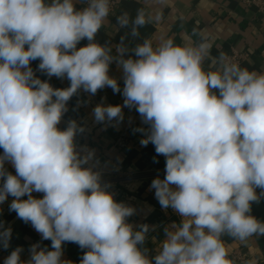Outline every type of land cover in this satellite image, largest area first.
Instances as JSON below:
<instances>
[{
	"label": "clouds",
	"instance_id": "1",
	"mask_svg": "<svg viewBox=\"0 0 264 264\" xmlns=\"http://www.w3.org/2000/svg\"><path fill=\"white\" fill-rule=\"evenodd\" d=\"M80 2L86 6L77 9ZM111 10V0H0V204L13 197L9 210L51 241V250L32 244L26 261L17 247L4 264H73L62 258L65 242L86 249L80 264H237L222 237L264 235V222L250 214L264 197V72L224 52L213 57L206 37L183 45L145 38L129 49L128 35L138 38L161 18L144 9L117 17L118 30L129 32L113 54L96 41ZM36 60L40 72L70 85L40 79ZM114 62L122 90L109 74ZM106 87L123 104L96 105L94 122L118 126L122 109L134 108L148 125L134 130L145 133L140 144L166 158L164 178L150 187L181 221L164 228L154 257L143 245L155 226L128 222L136 209L114 198L95 149L77 143L87 126L70 119L58 127L73 96ZM11 237L0 222V247L8 249Z\"/></svg>",
	"mask_w": 264,
	"mask_h": 264
},
{
	"label": "crops",
	"instance_id": "2",
	"mask_svg": "<svg viewBox=\"0 0 264 264\" xmlns=\"http://www.w3.org/2000/svg\"><path fill=\"white\" fill-rule=\"evenodd\" d=\"M76 7L80 9L84 7V3H77ZM138 9H144L147 15L152 16L159 12L161 18L140 28L138 38L128 35L124 43L129 49L145 38L152 39L154 44L161 39L172 38L176 44L183 45L199 42L202 37H206L212 43L213 57L220 52L230 53L234 48L246 50L249 56L241 67L264 72V12H260L257 6H246L243 0H121L116 13L108 17L97 33L96 41L102 45L113 46L115 54L114 46L129 32L128 28L118 30L117 17L127 12L134 18ZM87 43L86 39L82 40L77 47ZM127 55L133 54L129 52ZM38 64L39 60L33 61L31 67L40 79L48 80L55 88H66L70 85L66 78H49L38 70ZM109 74L118 80L122 90V71L115 62L110 65ZM123 100L121 93H114L108 87L98 90L95 95L81 91L68 102L69 111L65 113L58 127L65 128L70 119L87 126L89 138L84 141V145L95 149L96 157L100 160L103 181L112 185L110 191L118 202H124L136 209L129 219L130 223L137 228L145 223L155 226V230L148 233V239L143 245L149 250V256L154 257L163 242L164 228L173 222L180 223L181 217L171 208L163 209L155 198V190L150 187L153 179L164 178L166 158L156 153L152 143L147 146L140 144L145 133L134 130L148 127L142 122L140 114L134 108L125 107L122 109L124 120L118 126L106 127L94 122L92 111L96 105H122ZM121 133L127 134L131 139L130 146L125 150L114 144ZM77 142H80L79 136ZM2 152L0 149V153ZM5 166L15 174L10 164ZM256 191L259 194L261 189L257 188ZM33 195L38 198L42 196L39 193ZM26 198L25 196L21 199ZM13 199L9 196L0 204V222L12 229L10 247L6 250L0 247V264H4V259L17 247L23 248L21 259L25 261L30 257L29 249L32 244L39 243L42 248L51 250L50 240H43L30 223L23 222L14 211L9 210ZM250 214L264 222V197L259 202L252 203ZM222 239L237 264L243 263L233 257L235 251H239L246 259L255 258L257 264H264V235L253 236L246 242L234 240L227 235ZM85 251L86 249H81L75 243L65 242L62 258L72 261L73 264H80Z\"/></svg>",
	"mask_w": 264,
	"mask_h": 264
},
{
	"label": "built area",
	"instance_id": "3",
	"mask_svg": "<svg viewBox=\"0 0 264 264\" xmlns=\"http://www.w3.org/2000/svg\"><path fill=\"white\" fill-rule=\"evenodd\" d=\"M111 2H112V10L110 12L109 17L113 16L116 13L121 3V0H111ZM243 2L246 6H251V5L257 6L260 12H264V0H243ZM84 6H86L85 3ZM227 55L231 57L235 62H238L240 65H242V63L248 58L249 53L246 50H239L234 48L230 53H227ZM88 138H89V133L88 131H86L85 133L79 135L80 142L77 143L79 145H84V141L87 140ZM114 144L117 148L121 150H125L130 146L131 139L127 134L121 133L116 138ZM129 219L130 217L128 218V222L130 223ZM233 257L242 263L244 260H246V258L239 251H235L233 253Z\"/></svg>",
	"mask_w": 264,
	"mask_h": 264
}]
</instances>
